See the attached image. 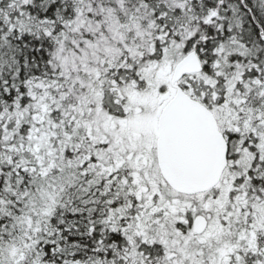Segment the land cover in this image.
Here are the masks:
<instances>
[{
    "label": "snow or ice",
    "instance_id": "obj_1",
    "mask_svg": "<svg viewBox=\"0 0 264 264\" xmlns=\"http://www.w3.org/2000/svg\"><path fill=\"white\" fill-rule=\"evenodd\" d=\"M0 264H264V0H0Z\"/></svg>",
    "mask_w": 264,
    "mask_h": 264
}]
</instances>
